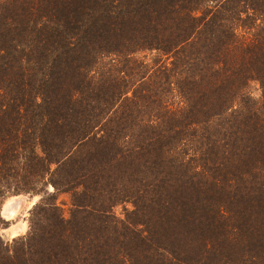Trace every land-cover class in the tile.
<instances>
[{
	"label": "trees",
	"instance_id": "trees-1",
	"mask_svg": "<svg viewBox=\"0 0 264 264\" xmlns=\"http://www.w3.org/2000/svg\"><path fill=\"white\" fill-rule=\"evenodd\" d=\"M19 194L0 264H264V0H0Z\"/></svg>",
	"mask_w": 264,
	"mask_h": 264
},
{
	"label": "rangeland",
	"instance_id": "rangeland-1",
	"mask_svg": "<svg viewBox=\"0 0 264 264\" xmlns=\"http://www.w3.org/2000/svg\"><path fill=\"white\" fill-rule=\"evenodd\" d=\"M251 92L255 97L260 95L257 85H253ZM49 192L53 189L50 186ZM43 194L30 195L19 194L8 196L1 206V216L5 223L0 225V237L5 241H11L13 238L25 235L29 230V216L31 209L40 201ZM59 202L62 203L64 212L68 214L70 209V197L66 193L59 195ZM123 211V206L117 210Z\"/></svg>",
	"mask_w": 264,
	"mask_h": 264
}]
</instances>
